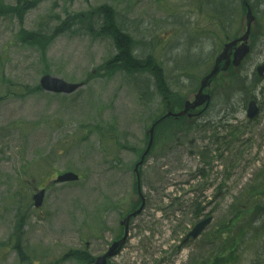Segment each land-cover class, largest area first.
<instances>
[{"label": "rangeland", "instance_id": "obj_1", "mask_svg": "<svg viewBox=\"0 0 264 264\" xmlns=\"http://www.w3.org/2000/svg\"><path fill=\"white\" fill-rule=\"evenodd\" d=\"M3 1L12 6L4 12L14 13L17 0ZM249 1L261 32L252 36L244 80L238 83L244 87L215 99L239 106L228 118L238 127L228 136L232 146L219 151L229 142L223 137L230 127L181 129L167 149L159 139V150L142 168L148 206L111 264H215V258L220 264H264L259 257L264 236L251 231L264 218L255 221V208L237 216L245 193L250 197L255 172L264 167V111L250 121L241 105L252 89L264 104V83H256V67L264 60V0ZM109 5L128 32H113V39L90 28L96 22L106 30L109 18L100 8ZM243 9L241 0H36L15 17L0 16V96L13 91L0 103V264H21L22 258L31 264L26 252L39 254L40 264H84L77 255L98 256L106 249L134 199L133 166L146 130L165 110L164 94L170 92L180 106L181 95L197 90L223 43L240 32ZM28 33L39 34L36 47L20 40ZM120 38L126 42L119 44L121 51ZM130 41L146 65L132 62L126 53ZM122 64L143 70L110 73L112 65ZM46 73L87 84L65 97L32 90ZM212 112L199 122L225 115ZM216 133L224 139L220 144ZM199 138V144L189 145ZM186 142L183 152H172ZM190 149L197 154L190 155ZM202 149L216 153L201 158ZM204 167L205 175L198 173ZM65 171L82 179L55 185L50 178ZM42 180L52 188L38 210L32 194ZM199 201L214 221L199 239L177 249L199 220ZM10 238L23 239L24 251L17 253L15 241L8 246Z\"/></svg>", "mask_w": 264, "mask_h": 264}, {"label": "water", "instance_id": "obj_2", "mask_svg": "<svg viewBox=\"0 0 264 264\" xmlns=\"http://www.w3.org/2000/svg\"><path fill=\"white\" fill-rule=\"evenodd\" d=\"M251 21H252V16H251V13H249L248 14V23H249V25L251 24ZM247 37V35L245 36V38ZM230 46H232V44H229V45H227L226 46V50H225V53H223V54H226L228 51H229V49H230ZM246 52H247V48L246 47H241V48H239L237 51H236V53H235V63L236 64H238L240 61H241V59L243 58V56L246 54ZM264 70V66L263 67H261L260 68V71L262 72ZM195 104H197V103H195ZM192 106H195V105H192ZM187 109H188V107H187ZM257 108L256 107H254L253 105L251 106V108L249 109V115H250V117H253V116H255L256 114H257ZM139 165V164H138ZM137 165V166H138ZM60 179H77V176L76 175H74V174H66L65 176H63V177H60ZM41 198H42V196L41 195H38L37 197H36V199H37V204H39L40 203V200H41ZM211 220H212V218L211 217H209V218H207V219H205L204 221H202V222H200L199 224H197L196 225V227L189 233V235H188V238H190V236H193V237H198L201 233H202V231L205 229V227L207 226V224H209L210 222H211ZM124 243V239H122V240H120V241H118V242H115L113 245H112V247H111V250H110V252L108 253V254H106V255H104V256H102V257H100L98 260H97V263L96 264H106V257L108 256V255H113V254H115L118 250H119V248L121 247V245Z\"/></svg>", "mask_w": 264, "mask_h": 264}, {"label": "trees", "instance_id": "obj_3", "mask_svg": "<svg viewBox=\"0 0 264 264\" xmlns=\"http://www.w3.org/2000/svg\"><path fill=\"white\" fill-rule=\"evenodd\" d=\"M107 18L111 19V16L109 17V15H107ZM120 39H122V38H120ZM123 41H125V40L122 39V43H121V41H119V44H122V47H125L124 44L126 42H123ZM126 53H128V55L130 56L128 46L126 47ZM130 59H131V57H130ZM132 62H134V64L137 63L136 61H133V60H132ZM130 70H133V68H131ZM250 195H251V198L248 199V201H246V202L243 201L244 203L241 204L240 208L242 209V212L240 214H238L237 216L240 217V215L248 213V209L251 211V210H254V208H255L256 219L264 218V177L260 178V176H259L258 180L256 182L255 181L253 182ZM263 228H264V222H262L260 226L255 227L254 234H257V236L258 235L260 236L261 233H259V232ZM222 234L224 235V233H222ZM259 254L264 255L262 250H261V252H259ZM79 258H83V257L79 256ZM220 262L221 261H218V259H217V261L214 263L220 264Z\"/></svg>", "mask_w": 264, "mask_h": 264}]
</instances>
